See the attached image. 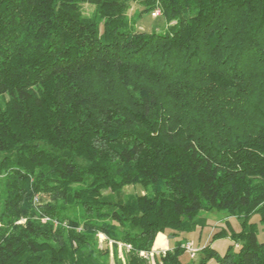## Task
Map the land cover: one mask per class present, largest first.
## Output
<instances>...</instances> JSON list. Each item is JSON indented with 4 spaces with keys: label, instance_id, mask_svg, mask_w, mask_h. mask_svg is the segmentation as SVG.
<instances>
[{
    "label": "trees",
    "instance_id": "trees-1",
    "mask_svg": "<svg viewBox=\"0 0 264 264\" xmlns=\"http://www.w3.org/2000/svg\"><path fill=\"white\" fill-rule=\"evenodd\" d=\"M212 210L223 254L154 262L264 264V0H0V264H148Z\"/></svg>",
    "mask_w": 264,
    "mask_h": 264
},
{
    "label": "rangeland",
    "instance_id": "rangeland-1",
    "mask_svg": "<svg viewBox=\"0 0 264 264\" xmlns=\"http://www.w3.org/2000/svg\"><path fill=\"white\" fill-rule=\"evenodd\" d=\"M85 13L88 15L92 11V7L89 5L83 6ZM158 11V10H156ZM160 14V12H158ZM159 14L154 18L152 15L144 14L137 21L131 24L134 30H143V31H164L165 23L159 17ZM141 189L139 186L133 187L128 186L124 188V193H140ZM200 220H202L203 227H196L194 231L185 235L181 239L176 237H171L170 246L172 247L177 240L186 241L182 242L183 247L186 252L180 257V260L183 262H190V259L197 258V247L201 248L207 244H211V247L214 248L219 254H223L226 248L230 245H233V242L229 238H218L213 242H210L214 233L220 232L222 229L228 230L230 227L234 232H238L240 230V221L235 217H227V213L225 211H201L199 213ZM251 223H256L258 227V240L260 242L264 241V226L258 223V217L254 215L251 220ZM97 247L100 249L108 248L110 255L114 254L112 250L111 242L107 241L106 237L103 234L96 235ZM128 249V246H126ZM117 256L120 260L123 261V249L122 244L117 246ZM140 255L144 256L148 264H156L154 262L152 250L149 253L141 252Z\"/></svg>",
    "mask_w": 264,
    "mask_h": 264
},
{
    "label": "crops",
    "instance_id": "crops-1",
    "mask_svg": "<svg viewBox=\"0 0 264 264\" xmlns=\"http://www.w3.org/2000/svg\"><path fill=\"white\" fill-rule=\"evenodd\" d=\"M170 236H167L165 234L159 233L154 241L153 247H152V252L153 254L159 255L164 253L165 251L171 249L172 247L170 246ZM196 249H199L198 247Z\"/></svg>",
    "mask_w": 264,
    "mask_h": 264
},
{
    "label": "built area",
    "instance_id": "built-area-1",
    "mask_svg": "<svg viewBox=\"0 0 264 264\" xmlns=\"http://www.w3.org/2000/svg\"><path fill=\"white\" fill-rule=\"evenodd\" d=\"M158 12H159V11H156V10H155V11L152 13V16H153V17L157 16V15L159 14ZM35 200H36V199H35Z\"/></svg>",
    "mask_w": 264,
    "mask_h": 264
}]
</instances>
